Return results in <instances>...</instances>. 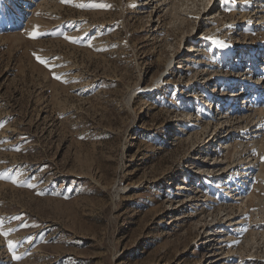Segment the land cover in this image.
I'll return each mask as SVG.
<instances>
[{"label": "rangeland", "instance_id": "1", "mask_svg": "<svg viewBox=\"0 0 264 264\" xmlns=\"http://www.w3.org/2000/svg\"><path fill=\"white\" fill-rule=\"evenodd\" d=\"M177 1L0 0V264H264V189L227 171L264 142L234 126L263 41L238 21L215 66L190 51L238 6Z\"/></svg>", "mask_w": 264, "mask_h": 264}, {"label": "bare ground", "instance_id": "2", "mask_svg": "<svg viewBox=\"0 0 264 264\" xmlns=\"http://www.w3.org/2000/svg\"><path fill=\"white\" fill-rule=\"evenodd\" d=\"M166 1V0H164ZM238 6V10L236 12H232V19L229 22L224 21L223 18H216L215 17V28L208 29L204 34H201L200 40L205 42L204 46L199 47L198 49H193V51H207L206 47L209 45H215L218 56L216 59V65L218 66L219 63H222L225 57H231V53L234 49V46L229 44L226 39H229V36L232 35L233 29L236 28L239 24L238 21L245 22L247 25H250V30L252 29L253 32L260 33L261 40L263 41L264 45V0H231ZM177 0H168L167 2V13L171 16H175L177 14ZM224 21V22H222ZM222 23H225L222 25ZM220 26H217V25ZM224 45V46H221ZM245 45H242L244 49ZM249 53H253L252 47L249 49ZM193 60H191L192 62ZM248 73V72H247ZM213 73H209V76ZM222 80V76L215 72V82ZM248 80V85H245L244 81ZM206 81V80H205ZM158 83H154V86ZM206 84V82H205ZM246 86V87H245ZM238 94H244L243 101L241 102L242 108L245 107V111L242 110L240 118L241 122H237L235 129H238L241 135H250L248 130V124L255 123V127H258L256 124L259 119H262L264 122V78L262 79L261 74L257 76H253L248 74V77H245L244 80L241 81L239 84ZM236 90H233V92ZM197 99V98H196ZM233 101H237L234 99ZM253 101L260 102L255 108V105H252ZM249 105V106H248ZM218 106V114H225L223 120H216L215 119V126L222 125L225 121L230 120L231 114H228L225 110H221L220 104ZM240 114V113H239ZM242 123V124H240ZM264 134V131L262 132ZM260 136L250 135L248 141L242 145L238 143L239 147L245 146V149H249L251 152L252 160L246 161V163L242 166L241 169H235L237 167H229L228 168V175H234L241 173L250 174L253 173L252 171H256L254 175V179L259 183V187L264 189V142ZM248 154V155H249Z\"/></svg>", "mask_w": 264, "mask_h": 264}, {"label": "snow or ice", "instance_id": "3", "mask_svg": "<svg viewBox=\"0 0 264 264\" xmlns=\"http://www.w3.org/2000/svg\"><path fill=\"white\" fill-rule=\"evenodd\" d=\"M62 3H70L71 0H61ZM77 7H80V8H106V7H110L109 5H106V4H96V3H89V4H78L76 5ZM228 11H231V9H226ZM40 35H42V33H38V32H33L30 34V37L35 39V38H38ZM65 39L66 40H69L70 42H76L75 38L73 37H68V36H65ZM221 46H224V45H221ZM35 55V54H34ZM36 59L38 60V62H40L41 64H44L46 67L48 66V61L41 58L40 56H36ZM55 79L57 80H60L61 77L60 76H54ZM0 178H5L3 175H0ZM14 183H16L15 180H13ZM8 244L11 245L12 244V241L9 240L8 241ZM14 259H17L19 260L20 257L19 256H13Z\"/></svg>", "mask_w": 264, "mask_h": 264}]
</instances>
